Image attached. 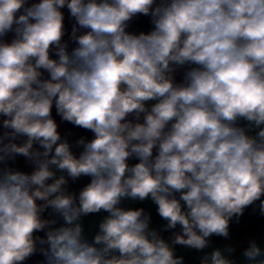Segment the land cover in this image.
<instances>
[{"label": "clouds", "instance_id": "clouds-1", "mask_svg": "<svg viewBox=\"0 0 264 264\" xmlns=\"http://www.w3.org/2000/svg\"><path fill=\"white\" fill-rule=\"evenodd\" d=\"M249 209L264 0H0V264H264Z\"/></svg>", "mask_w": 264, "mask_h": 264}, {"label": "trees", "instance_id": "trees-1", "mask_svg": "<svg viewBox=\"0 0 264 264\" xmlns=\"http://www.w3.org/2000/svg\"><path fill=\"white\" fill-rule=\"evenodd\" d=\"M137 26L140 27L143 30H148L149 23L147 18L141 17L139 21L137 22ZM55 115V113H54ZM57 121L59 122V117H55ZM60 130L62 132H66L71 130L72 132H75L76 135L86 134L83 133L80 129H74L70 124L64 123L60 125ZM90 135V134H87ZM261 230H264V218H261L255 214H252L251 209H249L248 212H246L245 216L242 218L240 225H233V235L237 239H242L245 235L259 232Z\"/></svg>", "mask_w": 264, "mask_h": 264}, {"label": "crops", "instance_id": "crops-1", "mask_svg": "<svg viewBox=\"0 0 264 264\" xmlns=\"http://www.w3.org/2000/svg\"><path fill=\"white\" fill-rule=\"evenodd\" d=\"M87 181L86 180H82L81 181V184H83V183H86ZM146 207H152L150 204H148V205H145ZM154 210V209H153ZM95 219H97L96 217H89V218H87L86 219V223H92ZM261 231H264V230H261ZM261 231H259V232H255V233H260ZM38 259V258H37ZM193 259H194V257H193Z\"/></svg>", "mask_w": 264, "mask_h": 264}]
</instances>
